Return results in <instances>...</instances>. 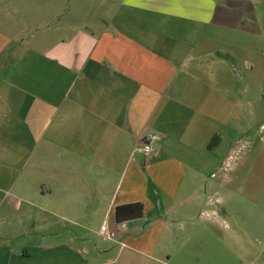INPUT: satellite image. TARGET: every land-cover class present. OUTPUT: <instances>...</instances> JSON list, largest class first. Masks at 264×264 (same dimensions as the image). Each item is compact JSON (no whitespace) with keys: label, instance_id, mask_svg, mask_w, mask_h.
<instances>
[{"label":"crops","instance_id":"obj_1","mask_svg":"<svg viewBox=\"0 0 264 264\" xmlns=\"http://www.w3.org/2000/svg\"><path fill=\"white\" fill-rule=\"evenodd\" d=\"M0 264H264V0H0Z\"/></svg>","mask_w":264,"mask_h":264},{"label":"trees","instance_id":"obj_2","mask_svg":"<svg viewBox=\"0 0 264 264\" xmlns=\"http://www.w3.org/2000/svg\"><path fill=\"white\" fill-rule=\"evenodd\" d=\"M216 142L217 138H213L209 143V146L214 145ZM142 214L143 206L139 202L117 205L113 210L114 220L117 223L139 218L142 216Z\"/></svg>","mask_w":264,"mask_h":264},{"label":"rangeland","instance_id":"obj_3","mask_svg":"<svg viewBox=\"0 0 264 264\" xmlns=\"http://www.w3.org/2000/svg\"><path fill=\"white\" fill-rule=\"evenodd\" d=\"M251 140H247V143L243 144V151L239 154L240 157H237L236 161L234 162H237V161H241V157L244 158L245 156V161L247 164H251V162H253V159H254V147L253 145L251 144ZM246 149L245 153H244V150ZM77 222H80V221H77ZM57 230L61 231V233H63L64 231H66L68 234L69 233H80L81 232V228H79L76 225H72V224H67V223H61L60 225H56Z\"/></svg>","mask_w":264,"mask_h":264},{"label":"built area","instance_id":"obj_4","mask_svg":"<svg viewBox=\"0 0 264 264\" xmlns=\"http://www.w3.org/2000/svg\"><path fill=\"white\" fill-rule=\"evenodd\" d=\"M159 140V137L156 134L149 133L145 135L141 141V149L142 151L150 155L155 152L154 144ZM99 233L103 237L112 238L114 236V231L109 225H102L100 227Z\"/></svg>","mask_w":264,"mask_h":264}]
</instances>
